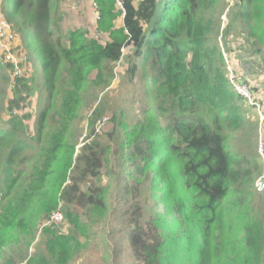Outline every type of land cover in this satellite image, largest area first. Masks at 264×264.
I'll return each mask as SVG.
<instances>
[{
  "label": "trees",
  "instance_id": "obj_1",
  "mask_svg": "<svg viewBox=\"0 0 264 264\" xmlns=\"http://www.w3.org/2000/svg\"><path fill=\"white\" fill-rule=\"evenodd\" d=\"M95 1L101 24L109 32L104 44L88 39L85 30L72 31L66 38L55 36L51 0H4L5 17L17 36V54L36 60L47 93L37 115L33 152V144L18 136L24 117L9 111L0 126V264H68L75 257L82 243L70 229L61 232L47 226L40 231L60 202L66 206L65 218L82 234V213L74 207L83 209L90 222L105 216L106 189L92 180L102 177L106 147L92 139L75 154L65 132L82 100L86 74L97 69L100 76L104 71L107 75L125 47L129 48L127 73L135 76L141 63L152 85L155 109L165 114L161 136L168 141L166 150L186 160L181 176L192 194L189 209L201 231L195 246L181 231L173 233L178 264H203L208 247L216 253V264H262L264 189L259 191L255 181L263 166L246 101L230 83L218 45V37L225 42L232 27L227 23L221 29L226 0ZM235 6L231 20L240 21L250 54L260 56L264 71V0H236ZM116 7L119 28L111 24L118 15L113 12ZM10 68L0 59V69ZM22 78L16 79V96L25 87ZM236 81L243 83L239 77ZM91 115L89 137L102 115L100 107ZM137 136L130 139L128 134L126 142L135 143L130 158H141L136 169L146 175L149 186L144 187V202H135L129 211L127 240L140 264H168L171 255L165 250L168 235L163 229L167 215L158 209L162 193L157 197L160 186L151 174L154 159H162L163 154L157 152L156 136L149 128L141 135L143 145L135 141ZM180 213L176 206L173 215L178 222ZM214 229L224 234L213 243ZM39 234L45 238L44 249L30 253ZM187 239L188 256L182 258L178 247Z\"/></svg>",
  "mask_w": 264,
  "mask_h": 264
},
{
  "label": "rangeland",
  "instance_id": "obj_2",
  "mask_svg": "<svg viewBox=\"0 0 264 264\" xmlns=\"http://www.w3.org/2000/svg\"><path fill=\"white\" fill-rule=\"evenodd\" d=\"M135 1L137 3L138 0ZM235 3L236 0L225 1L221 14V29L227 23H230L232 27L226 35L225 42L223 37H218V45L225 63L229 64L233 70L228 71L227 77H230L232 73L235 79L239 77L248 87L249 98L242 97L246 101L244 107L247 109V118L255 126L256 151L264 173V71L260 56L250 54L249 40L245 36L244 29L241 28L240 21L231 20L236 11ZM0 6L4 11V0H0ZM49 8V17L53 23L55 36L66 38L72 31L85 30V36L88 39L96 40L99 44L108 41L109 32L105 25L101 24L98 4L95 0H51ZM113 12L118 15L112 19L111 24L114 28H119L122 24L119 9L116 7ZM17 50L16 45V53ZM128 52L129 48L125 47L122 57L110 64L107 75L104 71L100 76L97 69L86 74V81L82 86L84 88L81 89L82 100L78 102L73 117L68 120L69 126L65 132L66 142L75 145V154L80 152L83 143L91 142L92 139H98L106 147L107 153L101 168L102 177L92 180L95 185H102L106 189L105 216L97 222H90L85 217L83 209L74 207L75 211L82 213L80 216L84 223L83 234L73 229L65 215L61 224L53 226L61 232L70 229L69 233H75L82 243L79 251L68 264H140L132 255L128 244L127 231L130 227L128 219L132 205L135 202H144L146 197L144 187L145 185L148 187L149 182L146 175H140L136 169L141 158L139 156L130 158V151L134 149L135 143L126 142V137L130 134V139H134L138 135L135 141L143 145L144 140L141 135L145 134L148 128L156 136L154 140L155 146H158L157 152L163 154L162 159L161 156L154 159L156 164L151 167V174L156 176L160 186L157 197L159 193H162V203L158 209L167 215L163 229L168 235L165 250L171 255L168 264L179 263L174 255L176 237L173 233L181 231L183 235L189 236L194 246L199 239L201 229L197 217L189 209L192 194L186 190L181 176L186 160L166 150L168 141L161 136L165 114L155 109L152 85L145 76L141 63L138 62L135 76L131 78L127 73ZM25 56L26 58L24 57V61L19 66L18 74L14 73L13 67L8 70L0 69V126L6 123L9 111L24 117V129L19 131L18 136L33 144V149L30 151L33 152L37 145L35 138L37 115L45 105L44 97L47 91L36 60L31 56ZM102 63L107 64L105 60ZM20 77H23L22 83L25 87H20V92L16 96L15 82ZM55 100L57 101V97ZM96 107H100L102 115L97 117L93 126L94 135L89 137L92 124L88 121ZM121 122L127 125L128 132H125ZM260 144L263 155L259 149ZM82 188L84 191L87 190L86 185ZM176 206L181 209V222H178L173 215ZM58 207H61L64 213L66 206L62 202ZM42 225L43 223L40 225V231L44 228ZM211 232L213 243L218 235L224 234L220 232V229H214ZM44 239V236L39 234L30 246L29 252H34L35 249L43 250ZM187 244L188 239L186 243L183 242L182 246L178 247L179 251L184 253L182 258L188 256L185 248ZM21 248H17V251ZM194 252L196 253L197 249ZM221 255H223L222 252ZM215 256L216 253L209 252L208 247L203 256V264H216Z\"/></svg>",
  "mask_w": 264,
  "mask_h": 264
},
{
  "label": "built area",
  "instance_id": "obj_3",
  "mask_svg": "<svg viewBox=\"0 0 264 264\" xmlns=\"http://www.w3.org/2000/svg\"><path fill=\"white\" fill-rule=\"evenodd\" d=\"M118 5L121 7V4L119 2ZM16 41H17L16 32L13 26L11 25V23L6 19L5 14L0 7V59L3 62L10 63L13 67L14 73L18 74L20 72L19 66L22 64L25 58L23 55H17L15 51ZM227 65H228L227 66L228 71L232 72L233 70L230 68V65L229 64ZM228 79L239 95L245 98L246 97L249 98L250 93L246 85L236 81L232 73L231 76L228 77ZM259 149H261V154H262L261 144ZM255 186L259 191L264 189V173L256 179ZM63 218L64 215L61 210V207H58L50 214L49 218L43 222L42 226L47 227V226H54L61 224Z\"/></svg>",
  "mask_w": 264,
  "mask_h": 264
},
{
  "label": "clouds",
  "instance_id": "obj_4",
  "mask_svg": "<svg viewBox=\"0 0 264 264\" xmlns=\"http://www.w3.org/2000/svg\"><path fill=\"white\" fill-rule=\"evenodd\" d=\"M1 7V6H0ZM2 9V8H1ZM3 10V9H2ZM4 12V11H3ZM5 14V13H4Z\"/></svg>",
  "mask_w": 264,
  "mask_h": 264
}]
</instances>
